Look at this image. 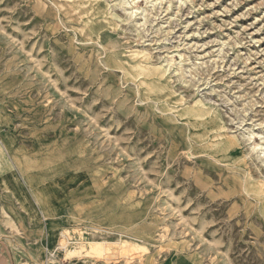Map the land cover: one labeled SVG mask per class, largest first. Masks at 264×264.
<instances>
[{
    "label": "rangeland",
    "instance_id": "rangeland-1",
    "mask_svg": "<svg viewBox=\"0 0 264 264\" xmlns=\"http://www.w3.org/2000/svg\"><path fill=\"white\" fill-rule=\"evenodd\" d=\"M0 264H264V0H0Z\"/></svg>",
    "mask_w": 264,
    "mask_h": 264
},
{
    "label": "bare ground",
    "instance_id": "bare-ground-1",
    "mask_svg": "<svg viewBox=\"0 0 264 264\" xmlns=\"http://www.w3.org/2000/svg\"><path fill=\"white\" fill-rule=\"evenodd\" d=\"M61 237H63V238H65L66 236H65V234L63 233V234H61ZM131 239V238H130ZM127 241V240H126ZM128 241H130V240H128ZM119 243H123V244H126V246L127 247H133V246H135V243H133L132 245H129V244H127L125 241L124 242H119ZM79 243H77V245H78ZM80 244H86V245H88L89 246V249L90 250H93L94 248L95 249H98V248H102V247H104V249H100V251H105V252H108L109 250L106 248V246H105V243L103 242V243H99V244H94V243H92V242H90V241H86V242H82V243H80ZM136 244H137V242H136ZM97 245L98 246H100V247H97ZM107 245V244H106ZM86 248V247H85ZM85 248H80V249H85ZM58 249H62V250H65V244L64 243H60V245H59V247H58ZM87 249V248H86ZM126 250V249H125Z\"/></svg>",
    "mask_w": 264,
    "mask_h": 264
}]
</instances>
